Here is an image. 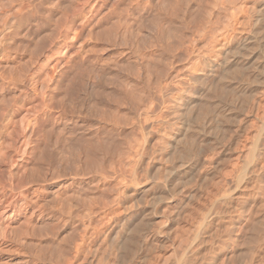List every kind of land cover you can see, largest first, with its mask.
<instances>
[{
    "label": "rangeland",
    "instance_id": "obj_1",
    "mask_svg": "<svg viewBox=\"0 0 264 264\" xmlns=\"http://www.w3.org/2000/svg\"><path fill=\"white\" fill-rule=\"evenodd\" d=\"M68 1L0 0V264H264V0Z\"/></svg>",
    "mask_w": 264,
    "mask_h": 264
},
{
    "label": "bare ground",
    "instance_id": "obj_2",
    "mask_svg": "<svg viewBox=\"0 0 264 264\" xmlns=\"http://www.w3.org/2000/svg\"><path fill=\"white\" fill-rule=\"evenodd\" d=\"M39 2H40V0H38ZM43 2H44V0H42ZM49 1V0H48ZM66 1H68V0H66ZM74 1V0H73ZM76 1V0H75ZM211 1H213V0H211ZM262 1V0H261ZM260 1V2H261ZM7 2H9V1H7ZM47 2V1H46ZM51 2V1H50ZM65 2V1H64ZM69 2V1H68ZM67 2V3H68ZM71 2V1H70ZM206 2H208V1H206ZM206 2H205V4H206ZM219 2V1H218ZM53 3V2H52ZM51 3V4H52ZM66 3V2H65ZM66 3V4H67ZM73 3H75V2H73ZM164 3V2H163ZM217 3V2H216ZM264 3V2H263ZM12 4V3H11ZM40 4V3H39ZM50 4V3H49ZM57 4V3H56ZM62 4V3H61ZM83 4V3H82ZM85 4V3H84ZM219 4V3H218ZM218 4H216V5H218ZM60 5V4H59ZM209 5V4H208ZM207 5V6H208ZM213 5H215V3H213ZM262 5V4H261ZM4 6V5H3ZM42 6V5H41ZM48 6V5H47ZM51 6V5H50ZM61 6V5H60ZM72 6H74V5H72ZM77 6V5H76ZM161 6V5H160ZM206 6V7H207ZM219 6V5H218ZM217 6V7H218ZM223 6V5H222ZM246 6V5H245ZM4 7H6V6H4ZM3 7V8H4ZM28 7H29V5H28ZM33 7V6H32ZM64 8V6H61V8ZM67 7H68V5H67ZM75 7V6H74ZM208 7H210V6H208ZM224 7V6H223ZM2 8V9H3ZM19 8V7H18ZM34 8H37V7H34ZM57 8V7H56ZM62 8V9H63ZM73 8V7H72ZM162 8H163V5H162ZM222 8V7H221ZM242 8V7H241ZM240 8V9H241ZM254 8V7H253ZM10 9V8H9ZM58 9V8H57ZM65 10H66V6H65V8H64ZM63 9V12L65 11ZM68 9H69V7H68ZM67 9V10H68ZM70 9H71V7H70ZM75 9V8H74ZM148 9V8H147ZM218 9H220V7H218ZM31 10V9H30ZM49 10H51V8L49 9ZM60 10V9H59ZM211 10V9H210ZM209 10V11H210ZM215 10H217V9H215ZM225 10H226V8H225ZM242 10V9H241ZM251 10V9H250ZM262 10H264L263 8L261 9V11ZM6 11V10H5ZM52 11V10H51ZM62 11V10H61ZM71 11V10H70ZM70 11H68V12H70ZM74 11V10H73ZM79 11V10H78ZM219 11V10H218ZM228 12H229V10H227ZM227 11H225L226 13H227ZM253 11V10H252ZM17 12V11H16ZM62 12V13H63ZM66 12L67 11H65L64 13L66 14ZM206 12V11H205ZM216 12V11H215ZM224 12V13H225ZM234 12V11H233ZM238 12V11H237ZM62 13H61V16H62ZM109 13V12H108ZM218 13V12H217ZM221 13V12H220ZM223 13V14H224ZM232 13V12H231ZM235 13H236V11H235ZM234 13V14H235ZM245 13V12H244ZM4 14H5V12H4ZM17 14V13H16ZM49 14V13H48ZM160 14H163V12L162 13H160ZM211 14V13H210ZM230 14V13H229ZM2 15V14H1ZM53 15V14H52ZM64 15V14H63ZM68 15V14H67ZM237 15V14H236ZM4 16V15H3ZM12 16H13V14H12ZM57 16H59V15H57ZM64 16H66V15H64ZM64 16H62V17H64ZM214 16V15H213ZM217 16V15H216ZM225 16V15H224ZM227 16H228V13H227ZM227 16H225V17H227ZM5 17V16H4ZM67 17V16H66ZM19 18V17H18ZM48 18H49V16H48ZM61 18V17H60ZM59 18V19H60ZM65 18V17H64ZM64 18H62V20L64 19ZM85 18V17H84ZM157 18V17H156ZM211 18V17H210ZM213 18V17H212ZM234 18H235V16H234ZM3 19V18H2ZM52 19V18H51ZM50 19V20H51ZM225 19V18H224ZM226 19H228V17L226 18ZM232 19V18H231ZM231 19H229L230 21H231ZM236 19V18H235ZM257 19V18H256ZM41 20H42V18H41ZM45 20V19H44ZM50 20H48L49 22L47 23L48 24V26H54L55 25V27H57V23L59 24L60 23V21H61V23H62V20H60L59 22L57 21V19L55 18V23L53 22V24L52 25H49V23H51L50 22ZM67 20V19H66ZM65 20V21H66ZM102 20V19H101ZM215 20V19H214ZM46 21V20H45ZM44 21V22H45ZM64 20H63V22H65ZM57 22V23H56ZM261 23V22H260ZM2 24V23H1ZM223 24V23H222ZM233 24V23H232ZM43 25H44V23H43ZM70 25V24H69ZM220 25V24H219ZM226 25V24H225ZM48 26H46V27H48ZM61 26V25H60ZM221 26H223V25H221ZM244 26V25H243ZM2 27V26H1ZM5 27V26H4ZM7 27V26H6ZM45 27V28H46ZM85 27V26H84ZM241 27V26H240ZM83 28V27H82ZM142 28V27H141ZM206 28V27H205ZM224 28H225V26H224ZM239 28V27H238ZM42 29V28H41ZM51 29V28H50ZM53 29V28H52ZM57 29H58V27H57ZM210 29V28H209ZM212 29V28H211ZM229 29V28H228ZM1 30V29H0ZM47 30V29H46ZM45 30V31H46ZM56 30V29H55ZM204 30V29H203ZM19 31V30H18ZM81 31V30H80ZM88 31V30H87ZM188 31V30H187ZM205 31V30H204ZM203 31V32H204ZM208 31V30H207ZM227 31V30H226ZM49 32H52V31H49ZM190 32V31H189ZM192 32V31H191ZM211 32V31H210ZM46 33V32H45ZM45 33H43L42 35H45V37H47V33H48V30H47V33L45 34ZM54 33V32H53ZM213 33V32H212ZM219 33H220V31H219ZM228 33V32H227ZM92 34V33H91ZM206 34V33H205ZM215 34H216V32H215ZM24 35V34H23ZM48 35H50V33H48ZM53 35V34H52ZM56 35V34H55ZM80 35V34H79ZM125 35V34H124ZM203 35V34H202ZM210 34H208V36H209ZM2 36V35H1ZM86 36H88V34L86 35ZM127 36V35H126ZM190 35H188V37H189ZM192 36V35H191ZM190 36V37H191ZM213 36H214V34H213ZM216 36V35H215ZM45 37H43V38H45ZM49 37V36H48ZM55 36H53V37H51V40H52V38H54ZM189 37V38H190ZM210 37V36H209ZM211 37H212V35H211ZM5 39H6V37H4ZM127 38H125V40H126ZM188 39V38H187ZM45 40H46V38H45ZM213 40H215L214 38H213ZM18 41V40H17ZM54 41V40H53ZM143 41V40H142ZM209 41H210V39H209ZM217 41V40H216ZM49 43H50V41H48ZM208 42V41H207ZM5 43V42H4ZM20 43V42H19ZM42 43H43V41H42ZM129 43V42H128ZM206 43V42H205ZM213 42H211V44H212ZM26 44V43H25ZM39 44V43H38ZM41 44V43H40ZM45 44V43H44ZM126 44V43H125ZM191 44V43H190ZM210 44V43H209ZM215 44V43H214ZM223 44V43H222ZM228 44V43H227ZM32 45V44H31ZM36 45V44H35ZM138 45H141V44H138ZM157 45V44H156ZM1 46V45H0ZM3 46V45H2ZM221 46H223V45H221ZM58 47H59V45H58ZM138 47V46H137ZM135 48L136 49V52L138 51V48ZM153 47H155V46H153ZM159 47V46H158ZM56 48V47H55ZM191 48V47H190ZM213 48V47H212ZM141 49V48H140ZM139 49V50H140ZM199 49V48H198ZM35 50V49H34ZM34 50L32 51V52H34ZM155 50V49H154ZM189 50V49H188ZM3 51V50H2ZM8 51V50H7ZM133 51V50H132ZM147 51L148 50H146V53H147ZM208 51V50H207ZM218 51V50H217ZM220 51V50H219ZM135 52V53H136ZM142 52H144L143 50H142ZM154 52V51H153ZM202 52V51H201ZM26 53V52H25ZM130 53V52H129ZM134 53V52H133ZM139 52H137L136 54H138ZM148 53H150L151 54V52H148ZM148 53H147V56H148ZM190 53V52H189ZM205 53V52H204ZM253 53V52H252ZM2 54V53H1ZM73 54V53H72ZM141 54V53H140ZM153 54V53H152ZM159 54H161V53H159ZM173 54V53H172ZM194 54V53H193ZM133 55V54H132ZM135 55V54H134ZM133 55V56H134ZM145 55V54H144ZM143 55V56H144ZM250 55V54H249ZM31 56L33 57V55L31 54ZM136 56H138V55H136ZM162 56V55H161ZM170 56H171V54H170ZM201 56V55H200ZM203 56V55H202ZM149 57V56H148ZM192 57V56H191ZM199 57V56H198ZM236 57V56H235ZM12 58V57H11ZM29 58H31V57H29ZM34 58V57H33ZM135 58V57H134ZM257 58V57H256ZM32 59V58H31ZM35 59V58H34ZM33 59V60H34ZM147 60H148V58H146ZM190 59V58H189ZM198 59H200V58H198ZM29 60V59H28ZM27 60V61H28ZM109 60V59H108ZM156 60V59H155ZM154 60V61H155ZM30 61V60H29ZM32 61V60H31ZM122 61V60H121ZM33 62H35V60L33 61ZM32 62V63H33ZM45 62V61H44ZM106 62V61H105ZM109 62V61H108ZM185 62V61H184ZM260 62V61H259ZM68 63V62H67ZM151 63V62H150ZM182 63V62H181ZM258 63V62H257ZM104 64H107V63H104ZM127 64V63H126ZM128 65H129V63H128ZM190 65V64H189ZM15 66V65H14ZM21 66V65H20ZM120 66V65H119ZM208 66V65H207ZM100 67V66H99ZM144 67H147V65L146 66H144ZM186 67V66H185ZM213 67V66H212ZM248 67V66H247ZM149 68V67H148ZM148 68H147V70H148ZM177 68V67H176ZM191 68V67H190ZM184 69V68H183ZM182 69V70H183ZM20 70V69H19ZM18 70V71H19ZM97 70H98V68H97ZM177 70V69H176ZM249 70V69H248ZM1 71V70H0ZM190 71V70H189ZM210 71V70H209ZM4 72V71H3ZM258 72H259V70H258ZM20 73V72H19ZM21 73H22V71H21ZM20 73V74H21ZM24 73H26V71L24 72ZM145 73V72H144ZM150 73V72H149ZM187 73V72H186ZM192 73V72H191ZM190 73V74H191ZM262 73V72H261ZM114 74V73H113ZM113 74H111V75H113ZM121 74V73H120ZM185 74V73H184ZM23 74H21V76H22ZM122 75V74H121ZM188 75V74H187ZM20 75H18L17 77H19ZM4 77V76H3ZM111 77V76H110ZM172 77V76H171ZM258 77V76H257ZM7 79V78H6ZM9 79V78H8ZM15 79H17V78H15ZM19 79V78H18ZM17 79V80H18ZM20 79H23V78H21L20 77ZM19 79V80H20ZM165 79V78H164ZM256 79V78H255ZM18 80V81H19ZM162 80V79H161ZM172 80H174V79H172ZM184 80V79H183ZM190 80V79H189ZM226 80V79H225ZM264 80V79H263ZM22 81V80H21ZM21 81H19V82H21ZM191 81H192V79H191ZM253 81V80H252ZM187 82V81H186ZM200 82V81H199ZM255 83L257 82V81H254ZM258 83V82H257ZM262 83V82H261ZM14 84V83H13ZM202 84V83H201ZM263 84V83H262ZM7 85V84H6ZM166 85H167V83L165 84V86L163 87L164 89L166 88ZM12 86V85H11ZM16 86V85H15ZM175 87H176V85H175ZM17 88V87H16ZM146 88V87H145ZM160 88V87H159ZM169 88V87H168ZM178 88V87H177ZM151 88H149V90H150ZM172 89V88H171ZM3 91V90H2ZM20 91H22V90H20ZM181 91V90H180ZM191 91V90H190ZM149 92V91H148ZM176 92V91H175ZM141 93V92H140ZM143 93V92H142ZM150 93V92H149ZM166 93V92H165ZM159 95V94H158ZM3 96V95H2ZM180 96V95H179ZM8 97V96H7ZM163 97V96H162ZM6 99V98H5ZM10 99V98H9ZM138 99H140V98H138ZM163 99H164V97H163ZM162 100V99H161ZM168 100V99H167ZM224 100V99H223ZM254 100V99H253ZM0 101H2V100H0ZM160 101V100H159ZM166 101V100H165ZM190 101V100H189ZM3 102V101H2ZM8 102H9V100H8ZM161 102V101H160ZM187 102V101H186ZM4 103V102H3ZM141 103V102H140ZM143 103V102H142ZM153 103V102H152ZM152 103H151V105H152ZM188 103V102H187ZM5 104V103H4ZM3 104V105H4ZM155 104H157V103H155ZM169 105V104H168ZM186 105V104H185ZM157 106V105H156ZM155 106V107H156ZM9 107V106H8ZM164 107V106H163ZM153 108V107H152ZM155 109V108H154ZM152 110V109H151ZM161 110V109H160ZM185 110V109H184ZM238 110V109H237ZM13 111H15V110H13ZM6 112V111H5ZM8 112V111H7ZM152 113L154 112V111H151ZM156 112V111H155ZM169 112V111H168ZM10 113V112H9ZM48 113V112H47ZM15 114V113H14ZM9 115V114H8ZM189 115V114H188ZM192 115V114H191ZM2 116V117H1ZM0 116V118H2L3 119V116H4V118L7 116H5V114L4 115H1ZM13 116V115H12ZM15 116V115H14ZM58 116V115H57ZM127 116H129V115H127ZM134 116H136V115H134ZM165 116V115H164ZM170 116H171V114H170ZM178 116H181L180 114L178 115ZM184 116H187V115H184ZM130 117V116H129ZM133 117V116H132ZM157 117V116H156ZM159 117V116H158ZM162 117V116H161ZM160 117V118H161ZM7 118V117H6ZM6 118L5 119H3L2 120V122L5 120L6 121ZM128 118V117H127ZM180 118V117H179ZM178 118V119H179ZM123 119H125V117L123 118ZM187 119V118H186ZM129 120V119H128ZM130 120H133L132 118L130 119ZM157 120V119H156ZM162 120V119H161ZM229 120V119H228ZM227 120V121H228ZM1 121V120H0ZM15 121V120H14ZM136 121V120H135ZM183 121V120H182ZM2 122H1V125H2ZM8 122V121H7ZM108 122V121H107ZM127 122V121H126ZM156 122V121H155ZM160 122V121H159ZM172 122V121H171ZM211 122V121H210ZM214 122V121H213ZM225 122H226V120H225ZM3 123H5V122H3ZM166 123V122H165ZM173 123V122H172ZM187 123V122H186ZM217 123V122H216ZM220 123V122H219ZM230 123V122H229ZM149 124V123H148ZM163 124V123H162ZM167 124V123H166ZM150 125V124H149ZM164 125V124H163ZM178 125V124H177ZM184 125H185V123H184ZM3 126V125H2ZM176 126V125H175ZM175 126H173V127H175ZM180 126V125H179ZM188 126V125H187ZM4 127H5V124H4V126H3V128H2V130L4 129ZM134 127V126H133ZM170 127V126H169ZM178 127V126H177ZM181 127V126H180ZM182 127H183V125H182ZM192 127V126H191ZM113 128V127H112ZM138 128V127H137ZM188 128V127H187ZM190 128V127H189ZM135 129V128H134ZM133 129V130H134ZM167 129V128H166ZM180 129V128H179ZM14 130V129H13ZM113 130V129H112ZM159 130V129H158ZM188 130V129H187ZM191 130V129H190ZM11 131V130H10ZM115 131V130H114ZM138 131V130H137ZM152 131V130H151ZM180 131V130H179ZM110 133H111V131H109ZM144 132V131H143ZM155 132V131H154ZM186 132V131H185ZM2 132L0 131V134H1ZM16 133V132H15ZM137 133V132H136ZM145 133V132H144ZM188 133V132H187ZM4 134V133H3ZM10 134V133H9ZM135 134V133H134ZM152 134V133H151ZM107 135V134H106ZM116 135V134H115ZM136 135V134H135ZM229 135V134H228ZM10 136V135H9ZM18 136V135H17ZM192 136V135H191ZM28 137V136H27ZM116 137V136H115ZM134 137V136H133ZM234 137V136H233ZM35 138V137H34ZM118 138V137H117ZM41 139V138H40ZM113 139H114V137H113ZM160 140H161V138H159ZM173 139H174V137H173ZM25 140H27V138L25 139ZM68 140V139H67ZM134 140H135V138H134ZM139 140V139H138ZM164 140V139H163ZM181 140V139H180ZM188 141H189V139H187ZM186 140V141H187ZM229 140V139H228ZM31 141V140H30ZM74 141H75V139H74ZM137 141V140H136ZM178 141V140H177ZM191 141V140H190ZM218 141V140H217ZM37 142V141H36ZM131 142H133V140L131 141ZM142 142V141H141ZM185 142V141H184ZM183 142V143H184ZM68 143V142H67ZM139 143V142H138ZM1 145H2V143H0ZM27 144V143H26ZM139 144H141V143H139ZM146 144V143H145ZM187 144V143H186ZM4 145V144H3ZM63 145H66V143L65 144H63ZM152 145V144H151ZM184 145V144H183ZM67 146H69V144L67 145ZM154 146V145H153ZM176 146V145H175ZM219 146V145H218ZM8 147V146H7ZM64 147V146H63ZM66 147V146H65ZM152 147V146H151ZM135 148V147H134ZM153 148V147H152ZM36 149V148H35ZM66 149V148H65ZM68 149V148H67ZM132 149V148H131ZM136 149H137V147H136ZM139 149V148H138ZM146 149H148V148H146ZM154 149V148H153ZM162 149H164V148H162ZM71 150H72V148H71ZM140 150V149H139ZM138 150V151H139ZM221 150V149H220ZM5 151V150H4ZM73 151V150H72ZM123 151V150H122ZM126 151V150H125ZM137 151V150H136ZM135 151V152H136ZM141 151V150H140ZM180 151V150H179ZM178 151V152H179ZM182 151V150H181ZM128 152H130L131 153V151H128ZM135 152H134V155H136L135 154ZM158 152V151H157ZM177 152V153H178ZM214 152V151H213ZM226 152V151H225ZM261 152V151H260ZM138 153H140V152H138ZM180 153V152H179ZM2 154V153H1ZM120 154V153H119ZM143 154V153H142ZM147 154V153H146ZM149 154H151V152L149 153ZM155 154V153H154ZM159 154V153H158ZM170 154V153H169ZM209 154V153H208ZM66 155H68V154H66ZM126 155V154H125ZM171 155V154H170ZM175 155V154H174ZM181 154H179V156H180ZM121 156V155H120ZM119 156V157H120ZM133 156V155H132ZM132 156H131V158H132ZM154 156V155H153ZM156 156V155H155ZM162 156V155H161ZM172 156V155H171ZM189 156H190V154H189ZM218 156V155H217ZM262 156V155H261ZM134 157V156H133ZM124 158V157H123ZM128 158V157H127ZM137 158V157H136ZM152 158V157H151ZM171 158V157H170ZM196 158V157H195ZM238 158V157H237ZM263 158V157H262ZM139 159V158H138ZM141 159V158H140ZM206 159V158H205ZM121 160V159H120ZM126 160V159H125ZM147 160V159H146ZM1 161V160H0ZM154 161V160H153ZM189 161H190V159H189ZM249 161V160H248ZM118 162V161H117ZM129 162V161H128ZM135 162V161H134ZM151 162V161H150ZM160 162V161H159ZM119 164H120V162H118ZM126 163V162H125ZM213 162H210V164H212ZM130 164V163H129ZM138 164V163H137ZM146 164H147V162H146ZM153 164V163H152ZM208 164V163H207ZM126 165H127V163H126ZM139 165V164H138ZM184 165V164H183ZM202 165V164H201ZM124 166V165H123ZM155 166V165H154ZM172 166V165H171ZM211 166H213V165H210V167ZM160 167V166H159ZM170 167V166H169ZM208 167V166H207ZM123 168V167H122ZM166 168V167H165ZM171 168V167H170ZM184 168V167H183ZM129 169V168H128ZM161 169H163V168H161ZM173 169V168H172ZM177 169V168H176ZM119 170V169H118ZM168 170V169H167ZM129 171H131V170H129ZM137 171H139V170H137ZM141 171V170H140ZM154 171V170H153ZM168 171H170V170H168ZM171 171H173V170H171ZM250 171V170H249ZM116 172V171H115ZM124 173H125V171H123ZM122 172V173H123ZM145 172V171H144ZM163 172V171H162ZM165 172V171H164ZM2 172H0V174H1ZM142 173V172H141ZM145 173H147V171L145 172ZM155 173V172H154ZM209 173V172H208ZM6 174V173H5ZM121 174V173H120ZM143 174V173H142ZM226 174V173H225ZM255 174V173H254ZM2 175V174H1ZM116 175V174H115ZM114 175V176H115ZM119 175V174H118ZM123 175V174H122ZM126 175V174H125ZM124 175V176H125ZM159 175V174H158ZM192 175V174H191ZM202 175V174H201ZM244 175V174H243ZM246 175V174H245ZM80 176V175H79ZM141 176V175H140ZM157 176V175H156ZM225 176V175H224ZM227 176V175H226ZM101 177V176H100ZM126 177V176H125ZM127 177H128V175H127ZM160 177V176H159ZM258 177V176H257ZM116 178V177H115ZM120 178V177H119ZM139 178V177H138ZM138 178H137V181L139 182V180H138ZM206 178V177H205ZM240 178V177H239ZM3 179V178H2ZM9 179V178H8ZM124 179V178H123ZM207 179V178H206ZM10 180V179H9ZM28 180V179H27ZM133 180V179H132ZM145 180H147L146 179V177H145ZM183 180V179H182ZM181 180V181H182ZM203 180H205V179H203ZM245 180V179H244ZM1 181V180H0ZM8 181V180H7ZM17 181V180H16ZM123 181V180H122ZM127 181V180H126ZM125 181V182H126ZM192 181V180H191ZM211 181V180H210ZM138 182H137V185H139L138 184ZM2 183V182H1ZM9 183V182H8ZM7 183V184H8ZM13 183V182H12ZM17 183V182H16ZM68 183V182H67ZM128 183H129V181H128ZM140 183V182H139ZM4 184V183H3ZM46 184V183H45ZM72 184V183H71ZM125 184V183H124ZM161 184V183H160ZM154 185V184H153ZM259 185V184H258ZM65 186V185H64ZM103 186V185H102ZM193 186V185H192ZM195 186V185H194ZM187 187V186H186ZM190 187V186H189ZM229 187V186H228ZM2 188V187H1ZM21 187L19 186V185H16V186H14L12 189L10 188V190L11 191H3L2 193H0V208H4V207H8V208H15V210H16V216H15V220H13V222H18L19 220H20V218H27V216H28V213L30 212V211H32L30 214V216H33V214H34V212L39 208V206H41V207H43V206H45V205H43V204H46V205H49L50 207L53 205V202L55 203H57V202H59L58 200H60V202L61 201H63L62 199H60V197L62 196L61 194H59L58 193V191H57V193L58 194H56L55 196L54 195H52V197H51V194H52V192L50 193L49 191V194L50 195H48V197L50 196V200H46L45 198L44 199H41V197L39 196V191L40 190H38V189H34V190H31V189H26V191H18V197L20 198L19 200L20 201H23V208H18V207H16V202H17V199H16V196H15V194H13V191H15V189H17V190H19ZM25 188V187H24ZM29 188V187H28ZM125 188V187H124ZM170 188V187H169ZM256 188V187H255ZM3 189V188H2ZM7 189V188H6ZM23 189V188H22ZM51 189H52V187H51ZM102 189H104L105 190V188H102ZM150 189V188H149ZM149 189H147V190H149ZM49 190V189H48ZM128 190V189H127ZM132 190H133V188H132ZM137 190V189H136ZM183 190V189H182ZM95 191V190H94ZM153 191V190H152ZM178 191V190H177ZM73 192V191H72ZM104 192V191H103ZM133 192V191H132ZM165 192V191H164ZM170 192V191H169ZM173 192V191H172ZM176 192V191H175ZM174 192V193H175ZM228 192V191H227ZM60 193H62V191L60 192ZM145 193H148V192H146L145 191ZM173 193V194H174ZM192 193V192H191ZM243 193V192H242ZM54 194V193H53ZM103 194V193H102ZM129 194V193H128ZM130 195V194H129ZM95 196H97V195H95ZM114 196V195H113ZM191 196V195H190ZM220 196V195H219ZM68 197V196H67ZM69 197H70V195H69ZM73 197V196H72ZM116 197H117V195H116ZM115 197V198H116ZM152 197V196H151ZM174 197V196H173ZM186 197V196H185ZM93 198V197H92ZM106 198V197H105ZM113 198V197H112ZM111 198V199H112ZM154 198V197H153ZM242 198H243V196H242ZM101 199V198H100ZM117 199V198H116ZM143 199H145V197L143 198ZM175 199V198H174ZM216 199V198H215ZM90 200V199H89ZM104 200V199H103ZM118 200V199H117ZM120 200V199H119ZM134 200V199H133ZM164 200V199H163ZM113 201H115V200H113ZM156 201V200H155ZM50 202V203H49ZM67 202V201H66ZM77 202V201H76ZM95 202V201H94ZM118 202V201H117ZM142 202V201H141ZM144 202V201H143ZM154 202V201H153ZM188 202V201H187ZM52 203V204H51ZM107 203H108V200H107ZM115 202H113V204H114ZM120 203V202H119ZM145 203V202H144ZM166 203V202H165ZM191 203V202H190ZM226 203V202H225ZM68 204V203H67ZM99 204V203H98ZM109 204H111V203H109ZM112 204V208H114L113 206H116V205H113ZM137 204V203H136ZM145 204H147V203H145ZM93 205V204H92ZM96 205V204H95ZM95 205H94V207H95ZM108 205V204H107ZM138 205V204H137ZM58 206V205H57ZM67 206V205H66ZM103 206V205H102ZM119 206V205H118ZM56 208V207H55ZM68 208V207H67ZM112 208H110V211H111V209ZM164 208V207H163ZM220 208V207H219ZM242 208V207H241ZM51 209V208H50ZM100 209V208H99ZM115 209V208H114ZM79 210V209H78ZM224 210V209H223ZM68 211H69V209H68ZM117 211V210H116ZM119 211V210H118ZM123 211V210H122ZM132 211V210H131ZM162 211V210H161ZM99 212V211H98ZM63 213V212H62ZM66 213V212H65ZM84 213H86V211H84ZM113 213V212H112ZM151 213V212H150ZM216 213V212H215ZM37 214V213H36ZM73 214V213H72ZM77 214V213H76ZM90 214H92V213H90ZM106 214V213H105ZM115 214V213H114ZM118 214H121L120 212L118 213ZM211 214V213H210ZM260 214V213H259ZM59 215H62V214H59ZM77 215H79V214H77ZM89 215V214H88ZM101 215V214H100ZM109 215L111 216V214L109 213ZM162 215V214H161ZM106 216H107V214H106ZM110 216H108L107 218L109 219H107L108 221H111L110 220ZM115 216V215H114ZM118 216V215H117ZM150 216V215H149ZM211 216V215H210ZM69 217V216H68ZM100 217V216H99ZM128 217V216H127ZM143 217V216H142ZM212 217V216H211ZM224 217V216H223ZM25 218V219H26ZM28 218H29V216H28ZM95 218V217H94ZM106 218V217H105ZM86 219V218H85ZM144 219V218H143ZM22 220V219H21ZM55 220V219H54ZM64 220V219H63ZM67 220H68V218H67ZM97 220V219H96ZM106 220V219H105ZM118 220V219H117ZM201 220V219H200ZM221 220V219H220ZM219 220V221H220ZM103 221V220H102ZM65 222V221H64ZM95 222V221H94ZM100 222V221H99ZM116 222V221H115ZM146 222V221H145ZM202 222V221H201ZM4 223V222H3ZM2 223V224H3ZM24 223V222H23ZM55 223V222H54ZM81 223V222H80ZM108 223V222H107ZM110 223V222H109ZM60 224V223H59ZM65 224V223H64ZM77 224V223H76ZM114 224V223H113ZM122 224V223H121ZM33 225V224H32ZM58 225V224H57ZM92 225V224H91ZM97 225V224H96ZM99 225V224H98ZM123 225V224H122ZM198 225V224H197ZM209 225V224H208ZM4 226V225H3ZM34 226V225H33ZM32 226V227H33ZM60 226V225H59ZM82 226V225H81ZM87 226H90V225H87ZM121 226V225H120ZM195 226V225H194ZM21 227V226H20ZM44 227V226H43ZM92 227V226H91ZM117 227V226H116ZM197 227V226H196ZM264 227V226H263ZM48 228V227H47ZM81 228V227H80ZM92 228H94V227H92ZM108 228V227H107ZM106 227H105V229H107ZM140 228V227H139ZM204 228H206V227H204ZM203 228V229H204ZM255 228V227H254ZM42 229V228H41ZM77 229V228H76ZM87 230H88V228H86ZM100 229V228H99ZM110 228H108L107 230H106V232L109 230ZM131 229H133V227L131 228ZM150 229V228H149ZM20 230V229H19ZM23 230V229H22ZM43 230V229H42ZM94 230V229H93ZM96 230V229H95ZM102 230V229H101ZM104 230V229H103ZM143 230V229H142ZM25 231V230H24ZM41 231V230H40ZM43 231H45V230H43ZM57 231H58V229H57ZM56 231V232H57ZM70 231V230H69ZM105 231V230H104ZM126 231V230H125ZM134 231V230H133ZM137 231V230H136ZM139 231V230H138ZM144 231H145V229H144ZM144 231H143V233H144ZM155 231V230H154ZM203 231V230H202ZM257 231V230H256ZM42 232V231H41ZM59 232V231H58ZM75 232H77V231H75ZM75 232H74V234H75ZM106 232L104 233L103 232V235L101 236V239H100V246L102 245V243L104 242V240H105V237H106ZM11 233V232H10ZM70 233V232H69ZM84 233H85V231H84ZM93 233L95 234V233H97V232H94V231H92V233H91V231H87L85 234H84V236L82 237V240H80V242H82V244L80 245V243H77V244H79V247L78 248H76L75 249V255H74V257H73V261L72 262H70L69 264H82L83 263V261L84 262H86V260H87V250L88 249H86L85 248V246L90 242V240L92 241L93 239H91L92 237H93ZM142 233V232H141ZM257 233V232H256ZM255 233V234H256ZM260 233V232H259ZM262 233V232H261ZM47 234V233H46ZM127 234V233H126ZM5 235V234H4ZM27 235V234H26ZM29 235V234H28ZM27 235V236H28ZM42 235V234H41ZM80 235V234H79ZM96 235V234H95ZM138 235V234H137ZM263 235V234H262ZM11 236V235H10ZM17 236H19V235H17ZM55 236V235H54ZM73 236V235H72ZM78 236V235H77ZM139 236H140V234H139ZM197 236V235H196ZM21 237V236H20ZM19 237V238H20ZM56 237V236H55ZM64 237V236H63ZM62 237V238H63ZM66 237V236H65ZM74 238V237H73ZM106 238H108V236L106 237ZM260 238V237H259ZM7 239V238H6ZM52 239V238H51ZM79 239H81V238H79ZM261 239V238H260ZM11 240V239H10ZM50 240V239H49ZM64 240V239H63ZM139 240H143V239H139ZM166 240V239H165ZM15 241H17V240H15ZM20 241V240H19ZM128 241H130V238H129V240ZM136 241V240H135ZM146 241V240H145ZM74 242H78V241H74ZM141 242V241H140ZM259 242V241H258ZM21 243V242H20ZM107 243V242H106ZM143 243V242H142ZM260 243V242H259ZM38 244V243H37ZM92 244V243H91ZM95 244V243H94ZM255 244V243H254ZM64 245V244H63ZM139 245V244H138ZM137 245V246H138ZM160 245V244H159ZM252 245V244H251ZM77 246V245H76ZM88 246H89V244H88ZM92 246V245H91ZM90 246V247H91ZM134 246V245H133ZM253 246H255V245H253ZM23 247V246H22ZM156 247V246H155ZM110 248V247H109ZM111 248H113L112 246H111ZM147 248V247H146ZM158 248V247H157ZM250 248V247H249ZM253 248V247H252ZM251 248V249H252ZM28 249V248H27ZM51 250H52V248H50ZM54 249V248H53ZM139 249V248H138ZM119 250V249H118ZM135 250V249H134ZM247 250H248V248H247ZM30 251V250H29ZM114 251V250H113ZM117 251V250H116ZM140 251V250H139ZM149 251V250H148ZM253 251V250H252ZM63 252V251H62ZM95 252V251H94ZM93 252V253H94ZM98 252V251H97ZM112 252V251H111ZM115 252V251H114ZM117 252H119V251H117ZM136 252V251H135ZM249 251H247V253H248ZM56 253H57V251H56ZM96 253V252H95ZM133 253V252H132ZM152 253V252H151ZM182 253V252H181ZM239 254V253H238ZM52 255V254H51ZM114 255H115V253H114ZM155 255V254H154ZM183 255V254H182ZM187 255V254H186ZM250 255V254H249ZM59 256V255H58ZM95 256V255H94ZM100 256V255H99ZM156 256V255H155ZM46 257V256H45ZM120 257V256H119ZM123 258H124V256H122ZM188 257V256H187ZM94 258V257H93ZM93 258H91L89 261H88V263L87 264H94V259ZM114 258V257H113ZM123 258H122V260H123ZM249 258V257H248ZM251 258H252V256H251ZM48 259H49V257H48ZM68 258H66V260H67ZM89 259V258H88ZM99 260V259H98ZM143 260V259H142ZM185 260V259H184ZM56 261V260H55ZM100 261V260H99ZM108 261V260H107ZM196 261V260H195ZM20 262V261H19ZM48 262H50L49 260H48ZM52 262V261H51ZM57 262H58V260H57ZM68 262V261H67ZM96 262H98L97 261V259H96ZM95 262V263H96ZM134 262V261H133ZM183 262V261H182ZM189 262V261H188ZM190 262H192V261H190ZM55 264H56V262H54ZM125 263V262H124ZM143 263V262H142ZM186 263V262H185ZM97 264V263H96ZM108 264V263H107ZM110 264V263H109ZM122 264H123V262H122ZM141 264V263H140ZM189 264V263H188ZM192 264V263H191Z\"/></svg>",
    "mask_w": 264,
    "mask_h": 264
}]
</instances>
